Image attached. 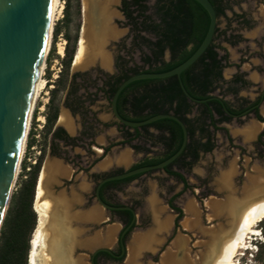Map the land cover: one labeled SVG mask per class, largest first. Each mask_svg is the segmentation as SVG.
<instances>
[{
    "label": "trees",
    "instance_id": "trees-1",
    "mask_svg": "<svg viewBox=\"0 0 264 264\" xmlns=\"http://www.w3.org/2000/svg\"><path fill=\"white\" fill-rule=\"evenodd\" d=\"M70 1L66 0L64 10ZM74 1L78 3V0ZM209 1L217 18L213 37L203 54L180 75L185 90L196 101L189 100L183 94L177 78L172 76L133 81L123 88L116 102L117 112L125 120L139 122L163 113L178 117L185 125L188 139L184 150L173 163L162 170L168 177L182 184L181 190L167 200L168 207L175 214L174 232L179 228V221L183 217V211L176 205L175 199L192 187L184 174H190L191 168L201 156L215 148L216 132H226L221 124H228L233 118L239 120L249 116L245 113L247 109H250L249 113L257 121L264 123V116L258 110V105L264 102V89L262 95L251 102L238 96L240 90L251 84L245 79L244 72L237 71L229 80H225L222 75L225 68L233 65L223 43L235 46L243 40L241 34L227 33L231 23L236 22L237 30L250 29V20L246 12L238 14L233 11L232 7L239 5V0ZM119 11L124 18V26L128 28L127 38L130 40L129 48L114 57L113 74L99 71L93 77L89 71H75L69 78L68 69L75 54L76 39L66 36L63 62L67 83L61 84L60 88L66 89L63 106L70 110L72 116H79L81 130L72 137L61 126L52 131L57 108L50 106L52 112L47 117V133L50 134L49 154L52 157L68 161V147L89 149L94 144V138L110 126H116L120 140L101 147L103 153L100 158L114 146H127L135 154H142L130 169L158 164L173 155L182 143L181 127L172 119L162 118L140 128H129L116 121L101 122L91 106L99 99H105L110 106L116 87L132 74L166 72L184 62L203 40L209 16L194 0H120ZM226 11H231L232 16L229 17ZM220 18L226 21L224 29H219ZM53 34H58L56 27ZM132 54H137L139 63L132 61ZM235 66L238 68V65ZM255 146L260 149L259 158L264 160V129L258 134ZM100 158H96L91 164ZM39 167L40 162L31 167L26 180L10 199L0 228V264H27L30 236L36 224L32 201ZM122 171V168H118L111 174L94 173L91 176L96 184L103 177ZM149 172L103 183L99 189L100 199L108 205L121 206L110 203L103 193L107 189L118 190L120 185L128 184ZM110 212L122 224L120 232L132 221L131 211ZM262 222L264 224V220ZM134 227L135 222L122 235L123 243ZM124 256L125 252L112 258L109 254L98 251L93 257V264H98L99 257L119 264ZM254 260L257 264H264V245H256Z\"/></svg>",
    "mask_w": 264,
    "mask_h": 264
},
{
    "label": "rangeland",
    "instance_id": "rangeland-1",
    "mask_svg": "<svg viewBox=\"0 0 264 264\" xmlns=\"http://www.w3.org/2000/svg\"><path fill=\"white\" fill-rule=\"evenodd\" d=\"M239 1V5L232 7L233 11L238 14L246 12L251 28L237 30L236 22L231 23L227 33L241 34L243 40L235 46L223 43L229 54V60L233 64L227 67L223 74L225 79L228 80L232 73L236 71L244 72L245 79L251 84L248 88L240 90L238 96L250 100L254 99L264 85L254 83L249 79L250 73L264 74V0ZM65 3L66 0H57L56 3L54 17L50 24L49 44L42 60L44 63L42 79L46 82L44 88L39 92L30 114L23 146L20 150L18 166L10 187L0 228L10 199L19 190L23 181L26 180L27 172L38 162H40V172L44 161L49 157L47 145L50 134L47 133V117L52 112L51 108H57V117L66 110L63 108L66 89L60 88L61 84L67 83L64 76L65 64L63 62L64 50L67 44L66 36L76 39V49L80 36L82 15L81 0H78V3L71 0L66 10H64ZM119 4L120 0H118L117 5L112 6L110 9V11L114 10L117 13L116 16L112 15L113 19L110 22L111 27H114L115 35L109 37L104 44H93L89 61L84 66L74 67L71 62L68 69L69 78L71 73L75 71H89L93 77L99 71L106 74L115 73L114 57L129 48L130 40L127 38L128 28L124 26V18L119 11ZM227 14L229 17L232 16L230 12H227ZM218 26L220 29H224L226 21L221 18ZM54 27L58 29L56 36L53 34ZM59 45L63 47L62 56L58 54ZM130 56L133 62L139 63L137 54ZM235 65H238V68ZM91 109L96 112V117L99 120H101L99 116L107 112L109 119L107 122L115 121L111 115L109 104L105 99L96 101L95 105L91 106ZM260 115L263 116L261 113ZM253 119L255 118L251 114L239 120H232L231 123L221 124L226 129V132H216L215 148L210 153L201 156L191 168L190 174H184L192 187L186 189L175 199L176 205L183 211V217L179 221V228L175 232L173 230L175 214L168 207L167 200L181 190L182 184L168 177L164 172L150 171L128 184L120 185L118 190H106V197L110 203L129 205L135 210V227L125 241V256L119 264H163V257L166 254L168 255V253L170 255V252L174 250V241L180 237L184 241V248L180 250V255L186 253L188 260L194 261L196 264H210L220 242L221 234L228 224V216L223 210H218V205L226 204V201L232 197L234 200H240L244 196V188L250 191L253 188L252 186L257 184L264 185V160L259 158L260 149L255 146L257 136L262 130L254 138L249 139L240 133L241 130L248 127V124ZM70 120L72 124V127L69 126L71 128L70 136H76L81 130L80 118L75 115ZM110 127L115 131L114 137L106 136V139L101 141L102 144L99 143L102 135L109 129L108 127L94 138V144L89 149L81 147L67 148L68 161L65 162L63 159L58 158L62 165L86 175L89 182L93 184V188L95 182L91 176L92 174H111L118 169L109 168L103 171H95L94 169L96 164L103 158H100L103 151L101 147L120 140V133L116 126ZM124 147L127 146H114L105 156L110 155L112 149L118 148L117 150H119V148ZM96 148L100 149V152L96 151ZM135 155L136 159H134L132 164L142 157L140 153ZM96 158L100 159L92 165L91 163ZM23 166H25V169H23ZM129 167H122V169H128ZM259 176L262 182L259 181ZM60 179H62V176H60ZM253 182H255L254 185L252 184ZM72 183V181L68 182V185L64 186L65 184L61 182L59 188L65 189L69 186L72 192ZM221 185L224 186L221 187ZM49 189L50 195H53L51 185ZM91 199L94 207L98 206L101 210L100 218L94 220L92 226V238H99L100 242L110 227H116V232L110 243L98 246L113 251L117 248V235L121 230L122 224L110 211H106L102 206L98 205L93 190ZM91 199H88V203ZM186 203L191 204V207L195 210L193 214L185 211ZM146 206L149 208L146 209ZM164 221L168 224L166 229L162 227ZM159 226L161 227L159 228ZM255 229L258 230V234L247 241L245 249H240L237 252L235 256L237 264H257L254 260L256 245H264V224L262 220L256 224ZM143 234L144 236L148 235L152 240L149 247L138 250L139 253L130 259L129 250H134V239ZM90 253V249L74 247L72 256L70 254V260H73L75 264H90ZM98 264L118 263L99 257Z\"/></svg>",
    "mask_w": 264,
    "mask_h": 264
},
{
    "label": "water",
    "instance_id": "water-1",
    "mask_svg": "<svg viewBox=\"0 0 264 264\" xmlns=\"http://www.w3.org/2000/svg\"><path fill=\"white\" fill-rule=\"evenodd\" d=\"M200 4L209 16V24L203 40L197 49L184 62L175 68L161 73L141 72L132 74L116 87L111 101L110 111L114 120L129 128H140L162 118L176 121L181 127L183 139L179 149L162 162L123 169L120 173L107 175L94 184L96 202L106 211L128 210L133 213L131 223L120 234V251L125 252L122 235L135 222V210L130 206H112L104 203L99 197V188L108 181L120 180L148 171H162L165 166L181 154L187 143V132L184 123L172 114H156L139 122L123 119L117 112L118 95L129 83L142 79H164L176 77L183 94L193 99L185 90L180 79L181 73L192 65L209 46L216 27L215 10L209 0H194ZM51 0H0V223L4 214L10 187L18 166L20 150L25 136L28 105L37 69L46 52L47 36L50 34ZM36 184V183H35ZM36 186V185H35ZM53 194V193H52ZM147 205V204H146ZM148 206H146V209ZM121 225V229H122ZM119 233L117 238L119 237ZM30 245V241H29ZM98 251L114 256L112 250L105 247H94L90 253V264Z\"/></svg>",
    "mask_w": 264,
    "mask_h": 264
},
{
    "label": "bare ground",
    "instance_id": "bare-ground-1",
    "mask_svg": "<svg viewBox=\"0 0 264 264\" xmlns=\"http://www.w3.org/2000/svg\"><path fill=\"white\" fill-rule=\"evenodd\" d=\"M56 3L57 0H51L49 15L50 24L54 17ZM117 3L118 0H81L82 24L77 48L72 60V66H84L89 61L93 44H104L109 37L115 35L114 27H111L110 22L113 18L112 15L116 16L117 13L114 10L110 11V9L112 6L117 5ZM49 39L50 34L47 36L46 50L48 48ZM57 50L58 54L62 56L63 47L59 45ZM43 71L44 63L42 61L37 69L36 78L32 86L25 131L27 130L28 121L30 120V114L33 110L35 101L39 92L45 86L46 81L42 79ZM262 112L264 113V109ZM58 122L64 125L69 124L68 117L65 113L62 112L59 114ZM255 128L252 126L251 132H255ZM62 166H59L60 171H58L61 175L68 176L69 169L66 166ZM56 169H58L57 162H45L36 179L34 198L32 202V209L36 215V224L30 236V248L27 257V264H70L68 256L69 252L68 250L62 248L63 244L68 243L65 240L68 239L67 237L69 234L67 231L63 232L58 228L60 221H65V215L61 212L60 214L57 212V206L55 200L53 199L54 196L49 193V187L51 185H49L51 172ZM259 181L262 182L260 176ZM252 184L254 185L255 182ZM252 187L253 188L250 190L251 192L249 190H245L244 188V196L240 200H234L232 199L233 197H230L231 199L227 200L226 204L218 205V210H223L228 216V224L227 228L221 234L220 242L214 252V256L211 259L210 264H237L235 260L237 252L240 249H245L247 247V241L252 236L258 234V230L255 229V226L259 221L264 219V185L257 184ZM184 209L186 212L191 214L195 212V210L191 207V204L186 203ZM97 211H99V209ZM95 215L96 212L94 211L93 216ZM161 225L163 224L161 223ZM167 226V222L164 221V225L162 227L166 229ZM160 227L161 226H159V228ZM116 229V227H110L104 238H101L102 240L100 243L98 241H93L92 243H89L87 249L92 250L94 247H98V245H96L98 243L109 244L114 237ZM147 237L148 235L144 236L143 234L142 236H137L136 239H134V250H129L130 259L139 253L138 250L149 247L152 240L150 237H148L149 239ZM75 243L78 244L72 239L73 248L75 247L73 246ZM183 248L184 241L181 237L177 238L173 243L174 250L170 252V255L168 253V255L166 254L167 256L165 255L163 257L162 263L196 264L194 261L188 260L186 253L181 255L179 254L180 250ZM72 264H75L73 260Z\"/></svg>",
    "mask_w": 264,
    "mask_h": 264
},
{
    "label": "crops",
    "instance_id": "crops-1",
    "mask_svg": "<svg viewBox=\"0 0 264 264\" xmlns=\"http://www.w3.org/2000/svg\"><path fill=\"white\" fill-rule=\"evenodd\" d=\"M249 79L254 83L264 84V74L259 75L256 73L255 74L250 73ZM263 87L264 85L262 86V88ZM263 109H264V104L260 107V113L264 116V113L262 112ZM99 117L103 122L109 121L107 112L102 113ZM252 126L253 128H255L256 126L255 132L254 131L251 132ZM263 128H264V123H261L253 119L248 124V127H245L243 130H241L240 133H242L243 136L247 137L246 135L251 132L250 133L251 138H254ZM106 136L109 137L115 136V131L113 130L112 127H109V129L104 133V135H102L99 143L102 144L101 141L102 140L104 141L106 139L105 138ZM117 149L118 148L112 149L110 155L103 157L94 167L95 171H103L109 168L129 167L133 163L134 159H136V155L129 147L119 148V150ZM48 159L51 160L50 162L55 160L59 161L55 158H48ZM70 171L71 172L69 176L68 177L62 176V179L68 180L72 174V182H73L72 192L69 189V187L65 189L59 188V185L62 182L60 176H56L55 182H53V184L51 185V190L53 192V195L61 199H65V201L67 203L69 202L70 204L69 210H67V203L65 202V204H63L61 213L67 216V220L65 218V221L64 222L60 221L58 225V228L60 230H62L63 232L67 231L69 234L67 237L68 239L65 240L68 243L63 244L62 246L63 249L69 250L68 253L69 259H70V254L72 256V239L78 243L75 245V248H87L89 246V243H92L93 241L99 242V238L97 239L92 238V226L94 220H98L101 216V210L98 208V206L94 207L93 200L91 199L93 184L89 182L86 175L76 172V170H74L73 168L70 169ZM56 186L58 187V189H55ZM89 198L91 200L88 203ZM97 208L99 209V211H97L98 210ZM94 211L96 212L95 216H93ZM99 243L96 245L101 246V244ZM70 264H72L71 260H70Z\"/></svg>",
    "mask_w": 264,
    "mask_h": 264
},
{
    "label": "flooded vegetation",
    "instance_id": "flooded-vegetation-1",
    "mask_svg": "<svg viewBox=\"0 0 264 264\" xmlns=\"http://www.w3.org/2000/svg\"><path fill=\"white\" fill-rule=\"evenodd\" d=\"M227 12H230L231 13V11H226V14H227ZM228 15V14H227ZM113 19V18H112ZM221 19V18H220ZM219 19V20H220ZM222 19H224V18H222ZM225 20V19H224ZM220 29V28H219ZM114 69H115V67H114ZM226 69V68H225ZM224 69V70H225ZM223 70V71H224ZM237 72V71H236ZM236 72H234V73H232V75L230 76V78L229 79H231L232 78V76L236 73ZM239 72H242V71H239ZM222 75H223V78L225 79V77H224V74L222 73ZM228 79V80H229ZM226 80V79H225ZM263 89H264V87L263 88H261V90L259 91V93H257V95H255V97H254V99H250L249 101H251V102H253V101H255L256 100V98L258 97V96H260V95H262V93H263ZM264 102H262V103H260L259 105H258V110H259V107H260V105L261 104H263ZM110 107V106H109ZM63 108H65L64 110L65 111H63L65 114H66V116L68 117V125L67 124H61V123H59L58 122V118H59V115H58V117H57V119H56V121H55V123H54V125H53V128H52V131L56 128V127H58V126H61V127H63L64 129H65V131L68 133V135L70 136V133H71V128L70 127H72L71 125V120H70V118H72V113L70 112V110L69 109H67L66 107H63ZM250 109H247L246 111H245V113H247L248 115H251L250 113ZM70 116V117H69ZM242 118V117H241ZM232 120H236V118H233ZM256 120V119H255ZM101 121V120H100ZM101 122H103V121H101ZM231 123V122H230ZM70 126V127H69ZM264 129V128H263ZM262 129V130H263ZM69 131V132H68ZM247 137V139H249V138H251V135L250 134H247L246 135ZM72 137V136H71ZM49 141H50V137H49ZM47 148H48V153H49V142H48V145H47ZM69 149H72V147H68ZM96 151H99L100 152V149H97L96 148ZM102 153H103V151H102ZM48 158H55V159H57V160H60V159H58L57 157H52V156H50V154H49V157ZM53 160V159H52ZM50 162L51 160H49V159H47L46 161H44V163L45 162ZM64 161V160H63ZM52 162H57L58 163V168H59V165L60 166H62V164L60 163V161H52ZM44 165V164H43ZM62 167H64V165L62 166ZM66 167H68V166H66ZM68 169H69V167H68ZM59 169H56V170H53L52 172H51V179H50V182H49V185L51 184H53V182H54V180H55V177H56V175H57V173H58V175L57 176H63V175H61L60 174V170L58 171ZM69 174H70V169H69ZM65 177H68V176H65ZM53 178V179H52ZM72 181V174H71V177L68 179V180H66V179H62V183H64L65 185L64 186H66V185H68V182H71ZM224 185H221V187H223ZM67 187H69V186H67ZM66 187V188H67ZM58 187L56 186L55 187V189H57ZM100 189V188H99ZM94 188H93V194L95 193L94 192ZM104 194V196H106V191L103 193ZM52 196H54V195H52ZM100 197V196H99ZM54 200H55V203H56V206H57V212L60 214V212L62 211V207H63V204H65V199H61V198H59V197H56V196H54V198H53ZM67 203V202H66ZM112 206H115V205H112ZM121 206H123V205H121ZM127 206H129V205H127ZM69 207H70V204H69V202L67 203V210H69ZM132 209H134L132 206H130ZM149 208V207H148ZM65 215V214H64ZM65 218H66V220H67V216L65 215ZM69 218H70V216H69ZM123 228V227H122ZM117 248L115 249V250H113L112 251V253L114 254V256H111L112 258H116V256H118V255H120V253H121V251H120V243H119V240H118V238H117Z\"/></svg>",
    "mask_w": 264,
    "mask_h": 264
}]
</instances>
